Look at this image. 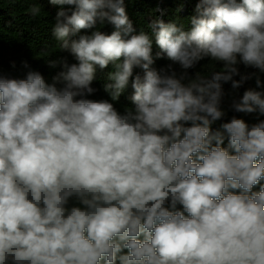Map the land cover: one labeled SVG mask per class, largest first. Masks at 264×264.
<instances>
[{
    "label": "clouds",
    "instance_id": "9594fccd",
    "mask_svg": "<svg viewBox=\"0 0 264 264\" xmlns=\"http://www.w3.org/2000/svg\"><path fill=\"white\" fill-rule=\"evenodd\" d=\"M49 3L61 6L59 49L77 62L51 84L0 74V264H264V120L211 127L226 114L223 85L251 78L238 65L264 72V0H198L190 28L156 19L152 36L125 0ZM81 30L92 31L69 40ZM164 58L167 70L152 67ZM205 58L221 70L189 77ZM109 64L112 100L134 90L125 115L84 98ZM230 107L264 115V92ZM74 196L82 207L69 209Z\"/></svg>",
    "mask_w": 264,
    "mask_h": 264
},
{
    "label": "trees",
    "instance_id": "16d2710c",
    "mask_svg": "<svg viewBox=\"0 0 264 264\" xmlns=\"http://www.w3.org/2000/svg\"><path fill=\"white\" fill-rule=\"evenodd\" d=\"M197 2L198 0H125L124 7L137 32L143 30L152 36L153 32L149 25L156 19H162L166 23L183 24L185 30L190 28L191 25L188 20L196 14ZM60 7L49 3V0H0V74L7 78L23 79L28 71H38L43 75L45 81L51 84L53 77L62 70L63 62L68 64L77 62L69 50L59 49V42L53 36L52 29ZM63 7L70 9L74 6L65 5ZM33 8L38 9L35 15L32 13ZM97 27L106 34H110L114 30L113 26L107 22L103 26L98 23ZM91 31L81 30L79 33L71 35L69 40L78 39L80 35L90 34ZM157 51L159 48L153 37V56ZM49 60L57 61L56 66L51 67L48 63ZM169 64L171 62L166 58L157 59L152 67L158 71L160 69L167 70ZM220 67H222L221 64L205 58L194 68L188 69L187 73L189 77L194 76L197 72H200L201 75L210 76L213 71L221 70ZM238 68L242 74L251 73V78L235 92L232 90L230 82L223 85L225 96L221 106L226 114L211 125L213 131L220 129L221 125L229 122L233 116L245 120L249 126L264 120V115H260L258 112L238 113L230 107L232 100H238L242 97L245 90L252 89L264 92V72L259 69L246 68L242 64L238 65ZM172 69L177 75L185 71L177 64L172 65ZM112 71H114L112 64H109L105 69L97 68L96 78L92 84L95 91L84 98L93 101L106 100L112 103L121 115H125L129 109H134L131 100L134 90L129 84V87L118 100H112L104 87L105 84L111 82L109 74ZM135 74L142 75L143 73L140 68H136L134 69ZM234 79H239V76L234 77ZM257 80L260 81L259 87ZM57 86L59 87V85ZM223 146H228L227 138ZM261 184H264V180L261 181ZM258 190L259 185L254 188V191ZM66 207L69 209L82 207V204L79 198L74 196L69 199ZM177 210H182V206L177 205ZM124 251L127 252V250ZM117 264H119L118 261Z\"/></svg>",
    "mask_w": 264,
    "mask_h": 264
}]
</instances>
